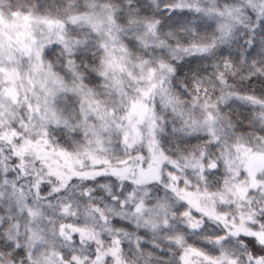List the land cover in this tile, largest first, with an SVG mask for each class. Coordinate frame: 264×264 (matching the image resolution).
<instances>
[{
    "label": "snow or ice",
    "instance_id": "obj_1",
    "mask_svg": "<svg viewBox=\"0 0 264 264\" xmlns=\"http://www.w3.org/2000/svg\"><path fill=\"white\" fill-rule=\"evenodd\" d=\"M0 264H264V0H0Z\"/></svg>",
    "mask_w": 264,
    "mask_h": 264
}]
</instances>
